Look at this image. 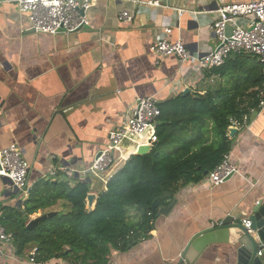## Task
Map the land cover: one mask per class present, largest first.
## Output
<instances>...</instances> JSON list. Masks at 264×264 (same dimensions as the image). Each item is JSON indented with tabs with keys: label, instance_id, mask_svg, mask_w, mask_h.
<instances>
[{
	"label": "crops",
	"instance_id": "obj_1",
	"mask_svg": "<svg viewBox=\"0 0 264 264\" xmlns=\"http://www.w3.org/2000/svg\"><path fill=\"white\" fill-rule=\"evenodd\" d=\"M9 1L0 0V151L10 145L21 149L30 166V186L42 180L70 186L88 181L97 198L125 163L102 175L85 177L81 172L92 165L108 133L123 123L138 97H154L161 104L180 95L215 92L225 84L220 76H209L212 70L195 79L194 61L180 64L173 56L155 57L151 45L170 28L169 41H181L192 55L208 54L216 46L210 30L215 11L252 0H91L86 29L54 36L27 31V17ZM148 1L161 7H150ZM176 10L185 13L178 17ZM122 11L132 13L131 22L118 20ZM235 60V55L228 59ZM230 128L236 133L228 136V154L239 175L218 186L204 178L179 187L171 211L156 216L150 238L123 251L112 250L106 264H176L195 235L227 216L248 221L257 202L264 204V101L247 123ZM6 185L0 178V221L21 215L28 197L8 191ZM59 211L69 208L58 202L48 210ZM33 249L28 245L16 254L13 244L4 245L0 264H70L61 258L31 263ZM235 261L233 246L219 243L208 246L193 264Z\"/></svg>",
	"mask_w": 264,
	"mask_h": 264
},
{
	"label": "trees",
	"instance_id": "obj_2",
	"mask_svg": "<svg viewBox=\"0 0 264 264\" xmlns=\"http://www.w3.org/2000/svg\"><path fill=\"white\" fill-rule=\"evenodd\" d=\"M235 56L234 62L227 60L209 72L225 80L217 91L180 95L159 104L157 141L151 151H127L119 162L124 166L107 181L106 190L97 193L91 209L86 203L92 193L88 181L74 186L59 180L33 184L22 214L0 221L12 236L16 254L32 245L34 263L61 258L70 264H106L112 250L123 251L150 238L157 216L150 210L153 202L166 208L179 187L211 173L230 151L228 128L247 123L264 101V65L252 56ZM104 183L105 178L101 188ZM58 202L69 211L54 212L34 229H26L28 216L45 215Z\"/></svg>",
	"mask_w": 264,
	"mask_h": 264
},
{
	"label": "built area",
	"instance_id": "obj_3",
	"mask_svg": "<svg viewBox=\"0 0 264 264\" xmlns=\"http://www.w3.org/2000/svg\"><path fill=\"white\" fill-rule=\"evenodd\" d=\"M20 15L27 17V31L40 35L72 34L83 26H88L87 13L91 0H10ZM150 7H161L158 1H148ZM178 17L185 12L176 10ZM217 18L210 30L216 42L214 50L208 54L192 55L181 41L171 42L168 36L172 29L163 30V38L151 45L150 53L155 57H175L180 64L194 61L195 79L204 78L206 72L222 67L232 55L255 57L264 65V0L247 3L227 4L216 11ZM132 13L122 11L118 15L121 22H131ZM160 117L159 101L154 97H138L126 113L123 123L108 133L107 144L98 151L92 165L81 172L85 177L102 175L119 163L126 151L133 152L140 146H152L157 141L155 133ZM30 166L16 145L0 151V178L7 182L6 189L27 197L31 186L28 184ZM69 171L67 169H61ZM72 173L75 171L70 170ZM78 173V171H76ZM79 174V173H78ZM55 170L50 173L54 177ZM239 175L230 162L229 154L222 157L220 164L205 177V182L218 186ZM258 204V202H257ZM249 229V221L242 220ZM212 225L211 227L220 226ZM12 244V236L0 226V249ZM34 248L29 261L33 262ZM260 255V253H259ZM107 264H115L110 261Z\"/></svg>",
	"mask_w": 264,
	"mask_h": 264
},
{
	"label": "water",
	"instance_id": "obj_4",
	"mask_svg": "<svg viewBox=\"0 0 264 264\" xmlns=\"http://www.w3.org/2000/svg\"><path fill=\"white\" fill-rule=\"evenodd\" d=\"M86 29V26L79 28L77 31ZM236 129L229 128L228 136L232 138ZM152 146H140L135 155H145L149 153ZM206 175V174H205ZM95 195L87 196V207L91 209L95 202ZM174 202L166 208H159L157 200L150 207L152 212L157 211V216H166L174 206ZM54 215L49 212L40 215L28 222L27 230L34 229L40 222ZM241 218L234 216L225 217L220 226L211 227L195 235L186 245L176 264H193L199 255L210 245L219 243H230L236 253L235 264H264V204L259 202L252 209L249 216V229L242 224ZM230 236V241L226 238ZM260 253V255H259ZM66 254L65 252L63 253Z\"/></svg>",
	"mask_w": 264,
	"mask_h": 264
},
{
	"label": "bare ground",
	"instance_id": "obj_5",
	"mask_svg": "<svg viewBox=\"0 0 264 264\" xmlns=\"http://www.w3.org/2000/svg\"><path fill=\"white\" fill-rule=\"evenodd\" d=\"M133 149H134V148H133ZM106 174H107V173H106ZM106 174H105V175H106ZM102 177H103V178H101V180H100V181H101V183H102V181L104 180L105 176L103 175ZM95 187H96V188H98V187H99V184H96V186H95Z\"/></svg>",
	"mask_w": 264,
	"mask_h": 264
}]
</instances>
